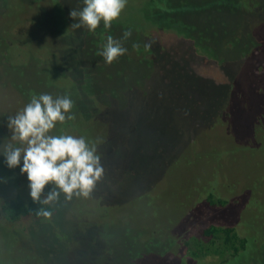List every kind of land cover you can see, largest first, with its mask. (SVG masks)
<instances>
[{
    "label": "rangeland",
    "instance_id": "1",
    "mask_svg": "<svg viewBox=\"0 0 264 264\" xmlns=\"http://www.w3.org/2000/svg\"><path fill=\"white\" fill-rule=\"evenodd\" d=\"M82 7L0 0V264H216L185 246L209 226L250 240L227 264H264V143L248 135L253 117L264 119V74L250 73L253 56L243 53L253 40L264 58V0H127L99 47L86 28L70 27L69 12ZM109 35L127 49L110 65L98 54ZM59 41L69 46L71 79L51 57ZM146 43L149 64L139 61ZM197 73L235 86L225 99L234 116L189 111L194 94L182 82L194 87ZM40 94L76 100L69 127L57 123L50 134L95 144L105 174L88 199L62 194L51 218L13 221L3 202L30 195L26 174L2 156L3 145L21 146L7 119ZM209 195L226 203L208 205Z\"/></svg>",
    "mask_w": 264,
    "mask_h": 264
},
{
    "label": "clouds",
    "instance_id": "2",
    "mask_svg": "<svg viewBox=\"0 0 264 264\" xmlns=\"http://www.w3.org/2000/svg\"><path fill=\"white\" fill-rule=\"evenodd\" d=\"M126 4L127 0H83L82 9L69 12L76 21L70 27L94 32L103 22L104 28L109 29ZM130 35V30L124 32V39ZM133 47L138 49L139 45ZM144 47L148 50L151 44ZM126 52L122 42L109 35L98 54L110 65ZM73 106L68 96L33 95L20 112L7 119L10 140L21 146L11 142L3 145L2 156L9 169L19 166L20 173L26 174L33 203L53 206L62 194L65 201L74 197L88 199L104 177L105 168L95 144L90 145L82 136L50 134L57 123L75 118L71 114ZM46 186L50 190L45 194ZM37 215L51 218L53 211L39 208Z\"/></svg>",
    "mask_w": 264,
    "mask_h": 264
},
{
    "label": "trees",
    "instance_id": "3",
    "mask_svg": "<svg viewBox=\"0 0 264 264\" xmlns=\"http://www.w3.org/2000/svg\"><path fill=\"white\" fill-rule=\"evenodd\" d=\"M160 30L164 31L171 29L170 26H166ZM87 32L88 35L92 34L90 35L91 37H93L94 40L92 45L99 47L102 41L100 39L101 38L103 39L105 37L106 29L98 27L94 32H90V31ZM69 33H70L69 36L75 39L76 38L82 39L83 36L85 37L84 35L85 33L83 34L82 32L78 33V31L76 32L69 31ZM57 39H61V38H57ZM59 42L61 43V41ZM249 43L251 45L250 49H246L243 53L244 56L247 55L248 57L253 56L252 59L254 61V65L248 67L247 70L253 75H257L260 77V75L264 74V58L261 59L260 56L258 57L254 56V54H258L259 43L254 42L253 40L249 41ZM61 45L62 48L59 46L57 50L53 51L51 57L53 58V61L58 64V68L60 69L58 71L63 74L62 76L63 77L69 76L68 78L71 79L70 75L66 74V70H65L66 68L64 67L65 65L68 66L69 63V60L66 59L67 56L65 55L68 54L67 53L68 49L66 48H68L69 46L63 44V42L61 43ZM150 53L151 52L149 49L148 50L145 49L141 54L139 61L141 63L149 64L152 61V55ZM200 58H201L200 60L201 62L209 63L207 56H203ZM222 62L223 59L219 61V64ZM84 72L87 76L86 67L84 68ZM197 76L199 82L196 83L194 87L192 84L193 89L187 87L188 84L186 81L182 82V85L184 86L185 90L190 89L193 91L192 93L194 94L193 97L194 102L189 105V109H190L189 111L190 112L195 111L193 110L194 107H196V109H199V111L203 108V115L208 116V114L211 113V110L214 112L218 110L220 117L224 118L225 120H228L229 117H231V115L233 114L232 113L230 114L231 111L227 108V102L225 99L233 94L234 92L233 88H235V86H233V84H229V81L227 83L224 82V77H221L222 79L220 81H217L210 77L205 78V76L203 75L201 76L198 73ZM259 102L262 106V112H264V104H263L264 99L263 100L259 99ZM74 105L75 108H77L76 100L74 102ZM207 107L209 109H207ZM93 108L95 107L93 106ZM186 110L188 111L187 106H186ZM64 124L66 127H69L68 120ZM248 130H249V133L247 132L248 135L249 136L253 135L254 138H256V136L261 133L263 136V143H264V119L258 118L257 116L253 117V119L250 121V126ZM255 142H257V140H255ZM101 146L104 147V141L102 142ZM206 203L212 206L215 205L223 206L226 202L218 199H213L212 195H209L208 198H206ZM39 208H45L47 210H51L53 211V215L55 214V211L51 206L33 203L31 198L29 200H26L24 197L21 196H15L13 198H9V200L3 202V207H2V209L5 210V213L13 221L19 219H25V218H31L32 220L34 219L39 220L40 218H44L42 216L37 215V210ZM249 242L250 240H247L245 237H239L232 227L221 228L218 226H209L206 227L205 229H202L199 232V234L190 236L187 242H185V246L186 247L188 246L187 249L190 252L189 254H191V257L194 259H201L206 256L215 255L219 259L218 263L216 264H227L230 260L239 258L240 255L247 252Z\"/></svg>",
    "mask_w": 264,
    "mask_h": 264
}]
</instances>
